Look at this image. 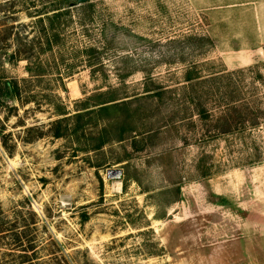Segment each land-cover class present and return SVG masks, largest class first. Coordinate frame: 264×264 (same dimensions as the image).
<instances>
[{
	"label": "rangeland",
	"instance_id": "obj_1",
	"mask_svg": "<svg viewBox=\"0 0 264 264\" xmlns=\"http://www.w3.org/2000/svg\"><path fill=\"white\" fill-rule=\"evenodd\" d=\"M4 44L0 264H264V0H0Z\"/></svg>",
	"mask_w": 264,
	"mask_h": 264
},
{
	"label": "trees",
	"instance_id": "obj_2",
	"mask_svg": "<svg viewBox=\"0 0 264 264\" xmlns=\"http://www.w3.org/2000/svg\"><path fill=\"white\" fill-rule=\"evenodd\" d=\"M66 13L67 12H62L59 9H55L52 14L45 15V17H39L37 20V23L40 25V28H41L43 35H45L46 28L48 26H49L48 28L51 29V27L53 26L52 24H54V21ZM44 14H46V13H44ZM4 32H7V29L4 30ZM44 38L46 39V43L49 46L50 45L49 44V42H50L49 38L47 36H44ZM4 45L5 46L0 45V51L8 49V46L6 44H4ZM3 59L9 64H14L16 60L17 61H19V60L26 61L25 70L27 73V77L22 78L20 81L13 79V78L6 79L5 82L1 83V85H3V91L1 92V95H4L5 97L10 98V100H12V101H15L16 103H18V106H24L27 104L35 105V103L37 102V98H36V94H34V92H32L31 82H32V79H37L36 77H40L41 74H38L39 71L35 70V67L32 66L31 58L28 56V54L26 52H25V54L22 55L21 51L17 50V51L11 52V54H9V55L7 53H5ZM36 68L38 69V67H36ZM195 78L197 79V77H195ZM192 80H193V77L191 76L190 81H192ZM106 103H110V101L102 102L98 105L99 106L98 112L101 113V112L108 111L110 109L113 110L114 108H117L119 105H123L125 102L121 101V102H114L111 104H106ZM37 104H38V102H37ZM12 107H13V109L16 108V106H12ZM75 108H76V109H74L75 113L70 114V112L67 111L66 106H64L63 104H60V105H57L56 107H54L52 110L53 111L52 114H54L58 118L53 120V124L62 125L64 122L68 121L69 119L81 118L84 115L89 114L90 111L94 112V110H86V109H88L87 107H83L81 109H78L76 106ZM27 129L30 131V130H32V127H29ZM62 135L63 134H61L60 131H56L53 134V136H55V137H60ZM38 137H40V136H38ZM104 143L105 142H99L93 148V150L100 149ZM8 227L9 226H7V225L2 226L0 228V234H2L4 232H8ZM19 235H20V233H16V234H14V237L16 239H20ZM29 245L32 246L31 243L26 246L22 243V241L19 243V246L16 245L17 248L20 249V251L18 253V256H20V257L17 260L12 258L13 260H10L9 262H7V264H10V263L16 262V261H20V262H17L16 264H35V262H33V261H35L37 259V257H35V253L30 254V249L28 250V248L30 247ZM33 247H34V243H33V246L31 248H33ZM12 254H14V252ZM2 264H4V263H2Z\"/></svg>",
	"mask_w": 264,
	"mask_h": 264
},
{
	"label": "built area",
	"instance_id": "obj_3",
	"mask_svg": "<svg viewBox=\"0 0 264 264\" xmlns=\"http://www.w3.org/2000/svg\"><path fill=\"white\" fill-rule=\"evenodd\" d=\"M107 179H116L119 178L120 172L117 169H112L107 172Z\"/></svg>",
	"mask_w": 264,
	"mask_h": 264
},
{
	"label": "bare ground",
	"instance_id": "obj_4",
	"mask_svg": "<svg viewBox=\"0 0 264 264\" xmlns=\"http://www.w3.org/2000/svg\"><path fill=\"white\" fill-rule=\"evenodd\" d=\"M114 186H115V188H116L117 191H120L121 186H120V182L119 181H115L114 182Z\"/></svg>",
	"mask_w": 264,
	"mask_h": 264
}]
</instances>
